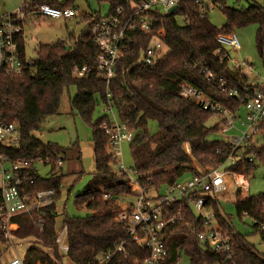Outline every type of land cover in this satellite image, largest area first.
I'll return each instance as SVG.
<instances>
[{
    "label": "trees",
    "instance_id": "obj_1",
    "mask_svg": "<svg viewBox=\"0 0 264 264\" xmlns=\"http://www.w3.org/2000/svg\"><path fill=\"white\" fill-rule=\"evenodd\" d=\"M107 5V17L121 11L124 20L131 17V3L139 0H95ZM240 1V0H238ZM222 0L225 25L218 29L209 20L201 18V10L192 0H181L178 9L171 16L153 13L157 21L150 34L140 30V23L133 19L127 31L128 52L120 61L115 77L106 84L90 75L76 78L74 68H95V57L99 52L91 36V26L103 17L100 13L80 17L85 29L78 35L71 34L67 40L52 45L39 44L36 58L31 67L18 76L0 75V122L16 124L19 144L14 147L0 142V155L10 162L27 161L26 179L32 181L28 192L52 190L54 202L31 216L14 219L19 229L15 232L18 241L32 243L23 257L24 264H61L58 250L56 208L62 197L65 175L55 167L58 157L65 160L68 149L55 143H44L35 136L46 120L58 115L65 90L76 89L71 100L72 113L78 114L91 127L94 145L95 172L82 194L72 198L73 207L86 211L84 217L71 216L64 206L63 230H66L68 259L72 264H95L96 258L106 254L119 242L126 240V229L119 222L120 197L132 193L129 177L119 171L118 162L107 152L109 136L102 129L107 116L92 122L99 103L111 104L121 123L134 134L130 143L134 172L142 187L161 189L176 181L198 174V168L208 169L223 165L231 154L232 146L226 141L211 140L214 133H220L221 123L208 127L213 115L204 112L194 100L180 96L182 88L193 86L219 105L233 112L241 104L229 97L230 90H237L247 98L253 96L257 83L247 74L235 69L226 61L221 63L214 55L220 34L236 33L237 29L257 24L256 46L262 54L264 48V5H252L243 9L228 6ZM48 4L59 9L75 8L74 0H35L31 9ZM27 21L43 20L25 10ZM185 16L187 20L179 17ZM164 29L163 43L167 54L157 58L150 65L139 63L149 45L158 38L157 32ZM22 52L25 43L20 44ZM225 50L222 51V54ZM198 64V68H194ZM211 75V77L209 76ZM227 84L221 91L220 81ZM157 123V132L150 134L148 125ZM240 159L227 170L237 174H251L257 163L264 164V144L240 151ZM254 155L252 162L248 156ZM236 156L238 154L236 153ZM38 160H50L51 172L45 176L36 168ZM70 194V190H69ZM109 194L115 199L106 200ZM234 203L238 217L246 216L254 221V232L261 236L264 245V193L256 196H242L235 191ZM1 199V196H0ZM217 222L229 235L234 258H226L204 247L199 235L204 226L197 220L187 204H175L171 215L175 222L165 228L163 242L168 253L166 263H176L184 254L188 264H264V259L244 235L239 234L221 214L217 199H209ZM5 240L0 237V245ZM1 253V252H0ZM149 256L139 248H132L130 258L119 255L109 264H141Z\"/></svg>",
    "mask_w": 264,
    "mask_h": 264
},
{
    "label": "built area",
    "instance_id": "obj_2",
    "mask_svg": "<svg viewBox=\"0 0 264 264\" xmlns=\"http://www.w3.org/2000/svg\"><path fill=\"white\" fill-rule=\"evenodd\" d=\"M35 0H23L18 11L12 14H0V75L18 76L31 67L34 59L27 57L24 50L20 49L21 42H25V27L27 24V13L25 10H33L31 14L43 19H71L78 16L75 8L59 9L48 4L33 7ZM181 0H139L131 3L132 15L124 20L120 11L116 16H103L95 20L91 26V36L99 52L95 57V68H74L73 75L76 78H87L94 75L96 78L109 84L115 77L120 61L128 52L126 44L127 31L131 20L136 19L140 23V30L144 34H150L157 21L152 17L153 13H161L171 16L168 11L177 7ZM201 10V18L209 15L216 8L223 11L222 0H192ZM177 11V10H176ZM174 12V14L176 13ZM173 15V14H172ZM180 19H186L182 16ZM158 38L154 40L146 52L142 54L139 63L150 65L157 58L162 57L165 49L163 39L164 29L157 32ZM218 49L214 52L221 63L228 62L232 68L240 69L247 62L239 64L231 60L226 49L240 50V42L236 33L229 35L220 34L217 38ZM225 53L222 54V51ZM195 64L194 68H198ZM253 73V68H251ZM211 77V75H209ZM257 89L251 98H247L248 89L245 94L237 90H230L229 97L240 103L241 108L233 112L219 105L209 97L190 85L182 88L180 96L184 99L194 100L204 112L213 115L218 123H221V133L230 134L226 142L232 146L233 154L226 162L216 168H198V174L190 178L176 181L172 185L157 189L155 187H142L137 175L134 179L124 168L121 162L122 145L132 143L134 134L127 126L120 122L114 115L111 104L106 106V121L102 129L109 136L107 151L113 160L118 162V170L125 173L132 183V193L127 197H120L122 202L121 212L118 216L119 222L124 224L127 239L119 242L113 249L96 258L95 264H109L116 256L130 258L132 248H139L149 256L141 264H170L166 263L168 253L163 242L164 230L176 220L171 215V208L175 204H187L190 206L195 218L202 222L204 232L199 235V240L206 248L223 255L227 262L234 258V251L229 235L219 226L209 199H217V195L228 193L231 187L248 196L249 184L245 174H237L227 170L229 166L236 164L240 159V151L264 144V74L258 79ZM221 91L227 89V84L220 81ZM241 110L245 115L241 116ZM112 116V117H110ZM20 141L18 126L16 124H2L0 122V142H9L18 145ZM11 146V145H10ZM236 153L238 156H236ZM252 162L254 155L247 157ZM64 160L58 157L55 162L56 168H61ZM36 164H44L53 167L50 160H38ZM29 167L27 161L10 162L6 157L0 155V237L5 240L0 245V264H24L23 258L16 254L15 243L18 241L15 232L19 229L14 219L20 216H31L40 211L55 200V192L52 190L37 193L28 192V186L32 181L26 179L25 170ZM104 199L110 200L115 197L105 194ZM128 198H131L129 200ZM57 229L58 216L56 217ZM264 231V226L261 227ZM64 235V234H63ZM58 252L61 258L68 257L67 235L58 237ZM180 260L171 264H182Z\"/></svg>",
    "mask_w": 264,
    "mask_h": 264
},
{
    "label": "rangeland",
    "instance_id": "obj_3",
    "mask_svg": "<svg viewBox=\"0 0 264 264\" xmlns=\"http://www.w3.org/2000/svg\"><path fill=\"white\" fill-rule=\"evenodd\" d=\"M228 1V6L236 9L247 8L250 4L264 5V0ZM22 3L23 0H0V13H15L19 10ZM74 6L78 9V16L75 18L68 20L44 18L39 22L35 21L34 24H27L25 29L27 57L31 59L36 58V48L39 43L54 44L58 41L67 40L71 34L78 36L85 29V24L81 22L80 17H83L86 13L96 11L100 12L102 16H106L109 10L107 5H99L95 0H74ZM208 17L212 24L218 29H221L225 25V15L219 8L211 11ZM257 29V24L237 29L236 35L240 42V50L234 51L231 48L226 49L231 60H236L241 65L243 62L248 63V65H242L240 70L242 73L247 74L251 81L255 82L264 74V48L262 54L257 49L255 41ZM167 52L168 50L164 49L162 56L167 54ZM251 68H253V73H251ZM75 95L76 89L74 87L65 90L61 99L58 115L48 118L41 130L35 133V136L44 143H55L62 149H68L61 167L62 173L66 177L63 183L62 197L57 201L56 214L59 221L58 228H60L63 223L64 206L66 207V212L71 216L84 217L87 215L86 211H79L73 207L72 198L83 193L85 187L92 178V174L96 170L91 127L82 117L71 111V100ZM105 110L106 106L103 103H99L96 107L92 122H95L99 117L105 115ZM240 113L241 116L245 115L244 110H241ZM114 115L118 117L116 110H114ZM217 123V120L213 118L207 125L208 127H213ZM157 129L156 122L149 123L148 130L150 134H155ZM229 137L230 134H223L220 132L214 133L210 139L215 141H227ZM4 144L16 147V145L9 142H5ZM130 148V143L122 145L121 162L125 170L135 179L136 174L133 168ZM36 168L42 176L51 172V167L44 164H36ZM185 178H187V176ZM246 180L249 184L248 196H256L264 193V164L257 163L254 171L246 175ZM235 191L236 189L231 187L228 193L217 195V200L221 204V214L231 227L239 234L244 235L246 240L251 245L255 246L256 251L264 259V245L261 236L254 232V221L246 216L240 218L236 213L234 205L236 201ZM128 199L131 200V198ZM65 233V229L60 231V236H64ZM33 246L32 243H21L17 241L15 243L16 254L23 258L27 250ZM188 262V258L183 256L182 264H188ZM61 264L72 263L69 261L68 257H64L61 259Z\"/></svg>",
    "mask_w": 264,
    "mask_h": 264
},
{
    "label": "crops",
    "instance_id": "obj_4",
    "mask_svg": "<svg viewBox=\"0 0 264 264\" xmlns=\"http://www.w3.org/2000/svg\"><path fill=\"white\" fill-rule=\"evenodd\" d=\"M75 7V9L78 11V9H77V7L76 6H74ZM96 13H100V12H96V11H90V13H86L84 16H86V15H95ZM1 14V13H0ZM3 14H7L6 12H3L2 13V15ZM101 14V13H100ZM64 20H68V19H64ZM36 20L35 19H32V20H29L28 22H27V24L28 23H32V24H34V22H35ZM27 24H26V26H27ZM25 29H26V27H25ZM25 31V30H24ZM25 37H26V33H25ZM25 52H26V39H25ZM39 44H42V43H39ZM45 44V43H44ZM45 45H52V44H45ZM27 54V53H26Z\"/></svg>",
    "mask_w": 264,
    "mask_h": 264
},
{
    "label": "water",
    "instance_id": "obj_5",
    "mask_svg": "<svg viewBox=\"0 0 264 264\" xmlns=\"http://www.w3.org/2000/svg\"><path fill=\"white\" fill-rule=\"evenodd\" d=\"M177 10V7L175 6V7H173V8H171L169 11H168V14L169 15H172V14H174V12Z\"/></svg>",
    "mask_w": 264,
    "mask_h": 264
}]
</instances>
